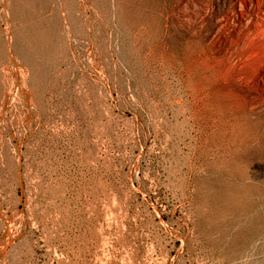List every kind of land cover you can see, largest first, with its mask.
<instances>
[{
  "label": "rangeland",
  "instance_id": "374dc122",
  "mask_svg": "<svg viewBox=\"0 0 264 264\" xmlns=\"http://www.w3.org/2000/svg\"><path fill=\"white\" fill-rule=\"evenodd\" d=\"M254 5L0 0V264H264Z\"/></svg>",
  "mask_w": 264,
  "mask_h": 264
},
{
  "label": "bare ground",
  "instance_id": "6f19581e",
  "mask_svg": "<svg viewBox=\"0 0 264 264\" xmlns=\"http://www.w3.org/2000/svg\"><path fill=\"white\" fill-rule=\"evenodd\" d=\"M237 2H238V6H240L241 8H245V6H247V0H237ZM251 2V1H250ZM261 2V0H255V5H254V8H256V7H258L259 6V3ZM228 3V2H227ZM219 4V3H218ZM217 4V5H218ZM250 4H252V2L250 3ZM219 6V5H218ZM227 14V13H226ZM196 15V14H195ZM228 16V15H227ZM208 18V17H207ZM227 18V17H226ZM203 20H205V19H203ZM199 21V20H198ZM228 21V20H227ZM200 23V22H199ZM213 27V26H212ZM214 27H216L215 25H214ZM221 27V26H220ZM232 36V35H231ZM206 92H207V90H206ZM232 133V132H231ZM234 134V133H233ZM233 142V141H232ZM238 143V142H237Z\"/></svg>",
  "mask_w": 264,
  "mask_h": 264
}]
</instances>
